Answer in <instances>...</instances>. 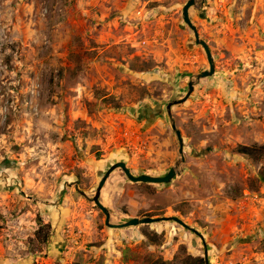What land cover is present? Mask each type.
Returning <instances> with one entry per match:
<instances>
[{
	"label": "rangeland",
	"instance_id": "rangeland-1",
	"mask_svg": "<svg viewBox=\"0 0 264 264\" xmlns=\"http://www.w3.org/2000/svg\"><path fill=\"white\" fill-rule=\"evenodd\" d=\"M188 1L0 0V264H264V156L239 153L264 146V0L190 9L203 79ZM173 122L180 175L117 169L100 201L114 225L187 228L109 227L102 179L167 175Z\"/></svg>",
	"mask_w": 264,
	"mask_h": 264
},
{
	"label": "water",
	"instance_id": "water-1",
	"mask_svg": "<svg viewBox=\"0 0 264 264\" xmlns=\"http://www.w3.org/2000/svg\"><path fill=\"white\" fill-rule=\"evenodd\" d=\"M205 1L206 0H201V3L199 5L198 0H189L183 8L184 23L193 31L195 39H196V43L198 45H201L204 48V50L207 54L208 62L210 64V70L204 71L203 73L198 75V79L211 77L215 73V62H214V58H213V54H212V51L210 49V46L205 40H203L201 38V35L199 33L197 26L193 23V21L190 17V9L192 7H196L198 9H200L202 7V5H204ZM189 87H190V90H189L188 94L186 95V97H184L178 101H175L173 103H170L168 105L167 109H168L170 119L172 121H173V116H172V111H171L172 107L174 105L183 104L189 99V97L191 96V94L194 91L195 82L192 81L189 84ZM157 112L159 113V110H157ZM172 128L176 132V135H177V138H178V141L180 144L179 153H180L182 158L175 167L170 169V171L168 172L167 175L162 176V177H156V176H150V175H144V174L136 176L132 173V171L129 169V167L124 162H120V163H117V164L111 166L110 169L107 171L106 175L102 179V181H101V183L97 189L96 195L94 197V201H95L96 205L102 210V212L106 214V224L109 227L127 228V227H135V226H140V225H149V224L163 222V221H175L178 224L187 228V224L177 217H161V218H149L148 217V218H143V219L133 218L125 224L114 225V224L110 223L111 215L108 212V209L100 201L102 190H103L107 180L109 179L110 175L117 169H122L124 171V173L126 174V176L133 183H140V184H169L176 176L180 175L181 171H179V167L186 160L185 155H184V153H185L184 138L182 136V132L178 129L175 122H173ZM208 256H209L208 250H206L205 259H206L207 264H210Z\"/></svg>",
	"mask_w": 264,
	"mask_h": 264
},
{
	"label": "trees",
	"instance_id": "trees-1",
	"mask_svg": "<svg viewBox=\"0 0 264 264\" xmlns=\"http://www.w3.org/2000/svg\"><path fill=\"white\" fill-rule=\"evenodd\" d=\"M239 153L250 156L254 159L261 160L264 156V146H240ZM261 181L264 182V175L261 176ZM41 222V221H40ZM42 227V223H40ZM47 241V236L45 237ZM207 264L205 257H194L192 255L187 254L185 251L179 253V255L170 263L166 264Z\"/></svg>",
	"mask_w": 264,
	"mask_h": 264
}]
</instances>
